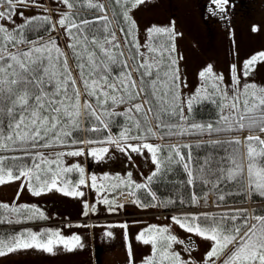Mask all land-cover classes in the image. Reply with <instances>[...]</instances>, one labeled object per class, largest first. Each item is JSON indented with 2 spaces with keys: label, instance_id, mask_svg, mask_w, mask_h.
Returning a JSON list of instances; mask_svg holds the SVG:
<instances>
[{
  "label": "snow or ice",
  "instance_id": "1",
  "mask_svg": "<svg viewBox=\"0 0 264 264\" xmlns=\"http://www.w3.org/2000/svg\"><path fill=\"white\" fill-rule=\"evenodd\" d=\"M3 2L7 4L8 11H0V21L11 20L18 5L20 7L29 6V0H3ZM145 2L146 0H116V3L123 7V19L128 24L126 34L133 37L132 43L137 48V55L143 54L139 53V45L135 43L136 25L128 15V11ZM62 3L68 9L74 7L72 0H62ZM211 3L216 5L220 12H223L228 0H211ZM88 6L103 11V5L94 4L92 0H88ZM41 19L45 23H51L47 17ZM98 19L106 22L105 28L107 29L110 23L108 17L105 15ZM57 23L61 28H65L67 35L75 41L69 46L73 49L78 60L83 61L77 65L80 69V77L87 90V95L94 100L96 107L91 101L81 103L80 91L68 66L67 57L55 40L38 45L35 41H26L23 35V26L10 31L0 23V150H15L11 147L15 145H20L21 148L24 145L36 147L40 141L45 142L41 145L43 147H49L51 144L66 146L67 143H107L115 145L125 153L130 150L143 154V151L147 150L155 165V170L147 177L149 183H135L131 179V173L127 174L126 181H122L119 176L114 179L124 183L130 189L127 195L136 197V191L143 189L155 201L156 195L151 191L149 184L153 177L161 171L162 161L158 156L161 147L146 142L131 144L128 141H143L149 135H156L148 119L150 113L157 111L152 106V100L145 95L142 102H134L147 93L149 88L151 96L159 104V112H168L171 109L172 114H175L174 101L179 97L174 93L171 101L167 99L169 92L176 88L175 81L178 79L177 61L171 56V53L175 52L174 26H153L148 29V49L152 53L159 51L161 59L157 60L153 57L151 60L137 62L136 71L140 72L141 77V85L138 86L131 70L124 72L122 76L118 75L117 80H112L110 77L109 67L112 63L117 62V57L111 49L105 47V44H112L114 48H119V44L114 43L115 33H110L111 38L105 37L101 42L94 36L90 39L84 33V26L90 23L88 20H83L78 24L70 14H64ZM52 28L54 30L55 25H52ZM73 29L76 31L74 32ZM258 30L256 27L253 28V31ZM160 37H166L167 40H158ZM153 41H157L158 47L154 46ZM25 42L31 45L27 50L9 51V45L15 47L18 43ZM90 45L98 47L102 55L97 56L96 52L89 47ZM165 52L169 53V63L168 70L163 73L167 79L162 81L161 64ZM119 55L123 56L124 54L121 52ZM257 62H264V52H260L244 62L242 72L245 77L254 70ZM121 63L124 68H128L126 60ZM231 71L237 93L232 97L229 105L234 115L231 117L222 116L221 120L228 124L230 129L235 125L241 130H249L250 134L243 139L237 138L229 141V143L241 145L243 151L238 150L229 157L231 166L220 170L221 175L217 176V181L223 179L235 181L244 193H259L264 196V138L262 135L255 134L257 131L264 134V88H257L255 84H246L241 90L236 67L232 66ZM154 75L155 78L152 80L144 79ZM199 75L206 82L213 81L214 91L221 92L219 84L215 82L223 81V76L216 75L211 65H208ZM202 91H206V89H202ZM222 95L225 100L228 99L226 94L222 93ZM198 96L199 93L185 102L189 111ZM130 102H132L131 105L124 113L120 114L126 116L131 124L125 126L115 138L109 136L102 141L67 140L73 131L80 128L82 110L103 129H108L111 116L117 115L111 110L112 106ZM137 115L142 117L143 124L141 119H137ZM106 118L109 122H106ZM155 118L159 121L157 127H171L164 124L159 115H156ZM181 118L183 119L182 115ZM192 127L204 128L203 125H192ZM207 128L209 131L212 130L211 125H208ZM89 130L98 131L100 129L90 128ZM184 147L189 146L185 145ZM108 151L107 147H102L99 150L92 149L90 155L94 158H102ZM173 154L178 158L175 162L181 164L190 177L187 183L192 184L193 173L186 162L185 155L181 153L180 147L171 146L167 157L169 162L173 161ZM63 155L82 156L84 150L77 149L68 153H59L55 160L46 158L42 153H36L31 167L7 165L5 163L7 160H16L17 158L0 156V185L23 177L27 180L29 191L34 196H40L55 189L65 196L81 197L83 192L79 191V187L86 185L85 170L78 164L72 167H62L60 157ZM74 170L80 174L78 183L62 179L65 173ZM97 179L95 175L90 178V186L93 189L100 191L109 187L105 184L98 185ZM103 179L108 181L112 178L105 176ZM111 187H118V185L113 184ZM219 199L223 200L224 197L221 195ZM133 202L140 204L138 198ZM103 203L108 204L110 209L119 206L115 204V201L107 199H104ZM140 206L144 205L140 204ZM0 209L10 211L18 218L22 215L27 219L46 218L39 208L29 205L10 207L8 204H0ZM88 209L89 205L85 203L84 215H88ZM92 210L95 211L94 208ZM241 215H243V211L232 215L224 214L220 217L202 213L188 214L172 219L187 233L195 234L211 242L209 250L204 254L203 264H218V262L219 264H264V213L252 216L243 215L242 222L237 223ZM120 227L127 229L126 224L120 225ZM106 235L111 236L112 234L109 232ZM137 239L152 247V254L144 260V264H192L191 261L185 260L179 252L173 251L174 244H184V241L178 240L177 236L172 235L167 226H149L138 234ZM57 247L71 252L82 248L83 243L79 235L66 237L59 230L39 232L25 230L10 237L0 238V257L29 249L54 255ZM186 250L190 252L191 245H186ZM128 255L131 264V246L128 247ZM222 257L223 259H221Z\"/></svg>",
  "mask_w": 264,
  "mask_h": 264
},
{
  "label": "rangeland",
  "instance_id": "2",
  "mask_svg": "<svg viewBox=\"0 0 264 264\" xmlns=\"http://www.w3.org/2000/svg\"><path fill=\"white\" fill-rule=\"evenodd\" d=\"M34 1L42 2V0ZM48 1L52 5L65 6L62 0ZM230 1L228 0V4L225 5V11L220 12L211 0H204L203 11L214 16H208L206 21L201 15L198 0H146L144 4L129 11V15L137 25L141 49L145 48L148 29L153 26H174L177 33L185 109H188L185 102L199 93L194 102L199 98L217 96L223 112L233 113L229 105L232 97L237 93L236 85L233 83L232 66L237 69L236 75L240 79L241 90L246 84H255L257 88H264V62H257L254 70L247 77L242 72L245 61L264 52V0L256 2V9L251 14L249 8L244 7L245 3L236 6L238 10L235 14L236 8L232 2L234 0ZM3 9L4 7L0 5V10ZM21 11L15 10L11 20L0 23L9 30L22 25L32 14ZM254 27L259 30L253 31ZM208 65L212 66L216 75L223 76V81L215 82L221 89L219 93L214 91L213 81L206 82L199 75ZM222 93L227 95V100L223 98ZM114 152L109 155L103 168L94 166L91 171L87 165L86 149L82 156L60 157L62 163L68 164V167L78 164L85 170L86 185L79 187V191L83 192L81 197L65 196L55 189L34 196L29 191L27 180L23 177L0 185V204L14 206L28 204L44 213L46 218L33 219L36 223H44L34 225L40 227L31 231L59 230L66 237L79 235L83 243L82 248L71 252L57 247L54 255L35 249L19 250L0 257V264H130L129 246L132 248L131 264H144V260L152 254V247L140 242L137 236L152 225L167 226L172 235L184 241V244H174L173 251L179 252L192 264H203L204 254L209 250L211 242L187 233L167 213L162 211L161 216L150 215L146 218V226L137 227L132 224L134 219L123 215L126 211L120 206L110 209L108 204L103 203L104 199L112 201L110 194H115L121 188H127L124 183L116 181L115 177L119 176L122 181H126L127 174L131 173L132 181L147 184V177L155 170L151 154L147 150L139 154L130 150L127 153L121 152L117 148ZM59 153L68 152L61 151L57 154ZM57 154H48L46 158L55 160ZM93 175L98 178V185L105 184L109 187L100 191L93 189L90 186V178ZM105 176L112 179L105 181L103 179ZM79 178L80 174L77 170H74V175L64 174L62 177L74 183H78ZM113 184H117L118 187H111ZM121 192L123 191L119 194ZM85 203L89 205L88 215L83 214ZM93 208L95 211L92 210ZM158 210L161 212L160 208ZM124 224L127 225L126 230L120 227ZM109 232L111 236L106 235ZM186 245H191L190 252L186 250Z\"/></svg>",
  "mask_w": 264,
  "mask_h": 264
},
{
  "label": "trees",
  "instance_id": "3",
  "mask_svg": "<svg viewBox=\"0 0 264 264\" xmlns=\"http://www.w3.org/2000/svg\"><path fill=\"white\" fill-rule=\"evenodd\" d=\"M0 2L4 3L3 0H0ZM72 2L74 3L72 9H68L67 7L57 9L53 16L44 10H39L36 16L20 25L23 26V35L26 41H35L38 45H42L45 42L55 40L61 51L67 57L68 66L76 80V86L80 91L81 103L83 104L91 101L93 102V106L96 107L94 100L87 95V90L84 88L80 77V69L77 65L83 61L78 60L73 49L69 46L75 41L67 35L65 28H61L57 23L64 14H70L78 24L83 20H88L90 23L84 26L83 30L90 39L94 36L103 42L105 37H109V39L111 38L110 33H115L114 43L119 44V48H114L112 44H105V47L111 49L117 57V62L112 63L108 70L111 79L117 80L118 75L122 76L124 72L131 70L133 78L136 79L137 85L140 86L141 77L140 72L136 71L137 62L151 60L153 57L157 60L161 59L159 51L156 53L149 51V37L147 38L145 48L141 49L138 40L137 25L135 23V43L139 45V53L143 54L137 55V48L132 43L133 37L126 34L128 24L123 19V7L121 4L116 3V0H92V3L94 4L103 5V11H101L97 8L89 7L88 0H72ZM199 8L201 10V15L204 16L203 5L201 3L199 4ZM130 10L131 9H129V11ZM105 15L108 17V21H110L107 29L105 28L106 22L98 19ZM43 17L49 18L51 23L43 22L41 19ZM52 25H55L54 30ZM18 27L19 26L13 30H17ZM73 31L75 32L76 30L73 29ZM58 32L62 39H60L59 36H56ZM159 39L167 40L166 37H160L158 40ZM153 44L158 47L157 41H153ZM174 44L175 52L171 53V56L177 61L176 67L178 68V79L175 81L176 88L169 92L167 99L171 101L174 93L179 97V99L174 101L175 114H172L171 109L168 112H159V104L157 100L151 96L150 88L147 93L143 94L137 101H134L136 103L142 102L145 95H147L148 99L152 100V106H154L157 111L150 113L148 119L150 120V126L156 135H149L147 139L143 141L129 140L128 143L139 144L146 142L160 146L161 151L158 156L162 161V167L160 173L153 177L152 182L149 184L151 191L156 195L155 201H153L152 197L147 194L146 190L140 189L136 191L135 199L138 198L140 204L144 206L141 207L140 204L137 203H133V205H135L136 209L141 211V213H149L153 208L175 212L170 215L171 217H183L188 214L202 213H208L212 216L220 217L224 214L232 215L238 211H243V215L249 216L264 213V196L259 193H244L241 190L240 185L235 181H229L226 179L217 181V176L221 175L220 170L227 169L231 166L229 157L238 150L243 151L241 145L229 143V141L239 138L243 130L235 125L230 129L229 125L221 120L222 116L231 117L234 113H224L219 97L217 96L199 98L193 103L191 111L185 109L181 64L177 49V33L174 39ZM30 46L31 45L27 42L18 43L15 47L9 45V51H14L21 47H24L22 50H27ZM89 47L96 52L97 56L102 55L98 47L92 45ZM121 52H123V56L119 55ZM168 55L169 53H164L163 63L161 64L162 81L167 79L164 77L163 73L168 70ZM133 57H135V59H133ZM125 60L127 61L128 68H124L121 63ZM85 71H87V69H85ZM154 78L155 75L153 77H145L144 79L152 80ZM131 103L132 102L112 106L111 110L117 113V115L111 116L110 122L106 118V122H109L108 129H103L93 118H90L87 113H83L82 110L80 128L73 131L71 137H68L67 140L74 141L82 139L85 141H102L109 136L115 138L125 126L131 124L126 116L120 114L124 113ZM109 104H111V101H109ZM165 107H168V105H165ZM97 110L99 111V109ZM156 115L160 116L164 124L171 127H157L159 121L155 118ZM181 115L183 116V119L181 118ZM137 119H141L143 124V119L140 115H137ZM192 125H203L204 128H195L192 127ZM208 125L212 126L211 131L208 130ZM90 128H99L100 130L90 131ZM44 143V141H40V144L36 147H32L31 145H24L23 148H21L20 145L11 146L15 150H0V156L17 158L16 160H7L5 162L7 165L11 166L15 164L31 167L36 153H42L47 157L48 154L54 155L61 151L71 152L77 149H86L88 151L87 165L91 171L94 166L103 168L109 155L117 150L115 145L107 143H67L66 146L60 144H51L49 147L41 146ZM185 145L189 147H184ZM171 146L180 147L181 153L185 155L186 162L189 164V168L193 173L192 184L187 183L190 177L183 166L175 162L178 158L175 157L174 154L173 161H168L167 157L171 150ZM102 147L109 148L108 153L102 158H94L90 155L92 149L99 150ZM61 166L68 167V164L62 163ZM53 167H55V165H53ZM65 175H74V171L65 173ZM118 191L128 192L130 189L121 188ZM221 195L224 197L223 200L219 199ZM110 196L113 198L115 194L112 193ZM9 206L11 207L14 205ZM243 215L240 216L237 223L242 222ZM10 218H12V220H10ZM33 219L34 218L27 219L23 215L18 218L16 214L0 209V221H3L0 222V238L10 237L11 235L18 234L25 230H33L36 227H40H35L34 225L44 223H36Z\"/></svg>",
  "mask_w": 264,
  "mask_h": 264
},
{
  "label": "flooded vegetation",
  "instance_id": "4",
  "mask_svg": "<svg viewBox=\"0 0 264 264\" xmlns=\"http://www.w3.org/2000/svg\"><path fill=\"white\" fill-rule=\"evenodd\" d=\"M232 1V0H231ZM230 1V2H231ZM251 1V2H250ZM233 2V6H235L236 9H234L235 11V14H236V10H238V8L236 7L239 3H245V6L244 7H247L249 8V12L251 14V12L254 11V9H256L255 5H256V2H258V0H234L232 1ZM199 3L203 4L204 3V0H201L199 1ZM250 3V4H249ZM205 4V3H204ZM242 10V9H241Z\"/></svg>",
  "mask_w": 264,
  "mask_h": 264
},
{
  "label": "crops",
  "instance_id": "5",
  "mask_svg": "<svg viewBox=\"0 0 264 264\" xmlns=\"http://www.w3.org/2000/svg\"><path fill=\"white\" fill-rule=\"evenodd\" d=\"M146 218H134V221L132 222L133 225L137 226V227H142V226H146L147 222H146ZM150 253V251H149Z\"/></svg>",
  "mask_w": 264,
  "mask_h": 264
},
{
  "label": "bare ground",
  "instance_id": "6",
  "mask_svg": "<svg viewBox=\"0 0 264 264\" xmlns=\"http://www.w3.org/2000/svg\"><path fill=\"white\" fill-rule=\"evenodd\" d=\"M262 138H264V137L262 136Z\"/></svg>",
  "mask_w": 264,
  "mask_h": 264
}]
</instances>
